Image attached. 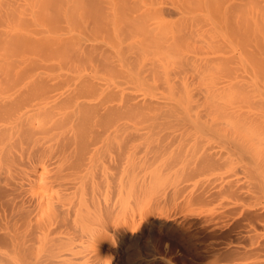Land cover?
<instances>
[{
	"label": "bare ground",
	"instance_id": "obj_1",
	"mask_svg": "<svg viewBox=\"0 0 264 264\" xmlns=\"http://www.w3.org/2000/svg\"><path fill=\"white\" fill-rule=\"evenodd\" d=\"M193 135L264 264V0H0V264H116Z\"/></svg>",
	"mask_w": 264,
	"mask_h": 264
},
{
	"label": "rangeland",
	"instance_id": "obj_2",
	"mask_svg": "<svg viewBox=\"0 0 264 264\" xmlns=\"http://www.w3.org/2000/svg\"><path fill=\"white\" fill-rule=\"evenodd\" d=\"M196 137L198 138H192V141H189L191 138L182 140L181 143L176 140L177 143L174 142L173 145L167 143L169 147L160 145L159 151V148L153 151L161 155L156 163L166 159L165 167L159 165L162 170H159V167L153 170L158 164L139 170V177H144L147 171L148 174H154L155 179L162 183V189L156 193L157 196H151V201L154 198L156 200L155 203H150L154 205L149 208V216L142 231L132 235H118L121 238L117 237V247H120L122 252L116 264H220L221 258H224L223 252L227 254L229 246L237 242L238 245L240 242H248L244 221L241 223L237 216L229 217V221L227 217H218L219 196H210L211 188L214 187L212 182H215L210 179H214V175L216 179L218 173L215 174L216 171L204 167L207 153H224L225 150L228 152L232 146L229 142L225 144V141L219 140L216 135H208L210 139L207 135ZM144 149L143 147V151ZM207 183L211 186H207ZM205 190L210 192H206L210 197L194 199L198 192ZM260 199L258 204L256 203L257 207L264 204V196ZM262 207L264 209V205ZM236 217L238 221L235 220ZM257 227L259 223L256 224Z\"/></svg>",
	"mask_w": 264,
	"mask_h": 264
}]
</instances>
